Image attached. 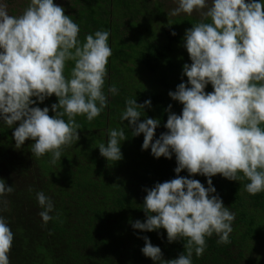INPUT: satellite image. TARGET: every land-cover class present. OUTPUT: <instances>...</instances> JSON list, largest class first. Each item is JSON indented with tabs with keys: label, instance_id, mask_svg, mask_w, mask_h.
Instances as JSON below:
<instances>
[{
	"label": "clouds",
	"instance_id": "1",
	"mask_svg": "<svg viewBox=\"0 0 264 264\" xmlns=\"http://www.w3.org/2000/svg\"><path fill=\"white\" fill-rule=\"evenodd\" d=\"M194 12L210 22L186 31L184 46L191 59L183 67L187 83L169 93L183 105L182 114L171 113L169 105L168 131L158 139L160 121L144 116L141 122V110L151 107L150 100L138 104L136 98L127 99L120 117L130 123L133 136L143 134L144 150L150 148L157 159L171 160L175 154L178 165L175 179L146 189L147 219L133 224L145 232L166 230L169 243L185 241V253L165 261L161 249L143 237L142 252L156 264H193V253L201 257L214 234L217 243H231L235 214L216 195L212 177L247 180L249 194L264 192V0H211L210 6L208 0H178L170 14ZM79 36V24L54 0H30L19 16L0 3V120L14 128L16 148L32 140L33 155L39 159L51 154L52 164L79 141L76 117L91 122L108 107L104 88L113 55L110 32L98 30L83 42ZM68 62L74 67L66 75ZM209 84L212 92L205 91ZM108 91L115 95L118 90L113 85ZM53 95L58 98L51 106L54 116L48 107L34 106ZM124 129H110L107 145L98 146L109 162L123 158L121 143L128 139ZM185 170L207 177L208 187L180 176ZM13 191L0 179V197ZM37 200L47 223L53 202L43 192ZM13 242L14 234L0 215V264H10Z\"/></svg>",
	"mask_w": 264,
	"mask_h": 264
},
{
	"label": "trees",
	"instance_id": "2",
	"mask_svg": "<svg viewBox=\"0 0 264 264\" xmlns=\"http://www.w3.org/2000/svg\"><path fill=\"white\" fill-rule=\"evenodd\" d=\"M167 1V0H166ZM163 0H66L65 14L79 24L80 40L98 30H108V77L104 92L108 107L98 118L88 121L77 116L80 139L65 148L60 160L51 163V154L37 159L31 152L32 140L16 148L14 128L0 120V179L14 187L11 194L0 197V215L14 234L10 264H156L142 249L143 237L158 246L163 259L169 261L185 253V241L169 243L167 232L137 230L136 221L145 222L143 211L146 189L175 179V154L169 160L155 158L151 149L142 148L144 136H133L128 121H121L129 98L138 104L151 101L141 110V122L158 119L160 126L154 139L166 133L169 105L171 113L182 114L183 105L170 92L187 83L182 60L186 47L180 27L187 30L199 22H210L199 14L181 13L169 17ZM30 0L12 10L19 16ZM176 35L173 36L172 33ZM74 67L68 62L66 75ZM117 88V94L108 89ZM190 86V85H189ZM212 92L211 84L205 89ZM36 99V98H33ZM58 104L53 95L34 106L49 108ZM67 119V117H65ZM18 126V123L17 125ZM124 127L128 139L121 143L122 160L109 162L101 156L99 144L107 145L110 129ZM182 177L200 181L206 188L208 178ZM213 186L225 207L235 214L231 243L219 244L214 234L207 239L201 257L193 253V264H264V192L249 194L247 180L229 181L221 175L212 177ZM118 185V186H113ZM43 192L53 202L52 219L45 223L37 193Z\"/></svg>",
	"mask_w": 264,
	"mask_h": 264
},
{
	"label": "rangeland",
	"instance_id": "3",
	"mask_svg": "<svg viewBox=\"0 0 264 264\" xmlns=\"http://www.w3.org/2000/svg\"><path fill=\"white\" fill-rule=\"evenodd\" d=\"M66 0H54V2L60 6H64V2ZM163 1H166V0H163ZM257 2H260V0H257ZM0 3H3V4H6L7 5V11L10 15H13L12 13V10L15 8V7H18L20 6L22 3H23V0H0ZM208 3H209V6L211 5V0H208ZM178 7V0H167L165 2V12L166 14L169 15V17H174L173 15H171L170 13L176 8ZM207 9H205L206 11ZM195 14H199L200 16H202L200 13L198 12H194L192 15H195ZM181 28V32H182V35H183V38H182V44L185 45V35H186V31L187 29L184 28V27H180ZM184 52V55L182 57V60H189L190 59V56L187 52V49L182 50Z\"/></svg>",
	"mask_w": 264,
	"mask_h": 264
}]
</instances>
